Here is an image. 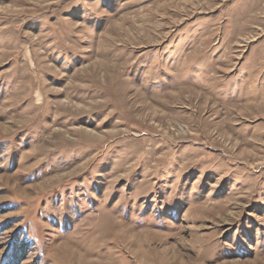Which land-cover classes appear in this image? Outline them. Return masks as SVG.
<instances>
[{
    "label": "rangeland",
    "instance_id": "obj_1",
    "mask_svg": "<svg viewBox=\"0 0 264 264\" xmlns=\"http://www.w3.org/2000/svg\"><path fill=\"white\" fill-rule=\"evenodd\" d=\"M0 264H264V0H0Z\"/></svg>",
    "mask_w": 264,
    "mask_h": 264
}]
</instances>
